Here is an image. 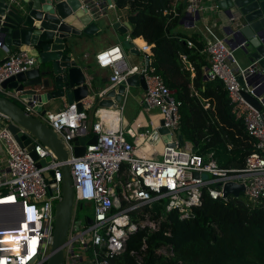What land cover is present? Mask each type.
<instances>
[{
	"label": "built area",
	"instance_id": "2783aa9c",
	"mask_svg": "<svg viewBox=\"0 0 264 264\" xmlns=\"http://www.w3.org/2000/svg\"><path fill=\"white\" fill-rule=\"evenodd\" d=\"M88 1L94 14L103 16L104 7L100 1ZM108 7H112L111 3ZM209 10H217V6L204 4L203 0H189L191 13ZM204 39L208 66L203 71V79L223 84L234 119L242 122L246 134L253 140L255 151L246 157L240 169H222L214 160L206 161L185 141L180 146L181 103L150 67L152 54L147 43L138 48L145 61L140 67H129L119 46L96 54V65L110 69L109 83L98 93V98L126 82L128 77L142 76L146 85L142 103L148 109H158L163 123L146 134L158 135L160 127L167 130L166 134L158 135L165 140L161 160L139 156L135 146L126 139V135L135 137L136 133L121 128L119 116L112 115L115 111H123L127 90L119 104L104 108L108 113L95 117L92 122L88 109L95 101L94 96L81 101V111L74 103L58 112L46 111L41 115L34 111V105L31 107L24 102L19 93L2 88L9 78L36 67L35 49L31 46L13 51L3 48L6 57L0 64V95L15 101L50 127L62 140L69 158L67 162H59L48 147L32 139L31 151L37 158L33 160L28 148L21 147L9 130L11 121L0 113V143L6 156V167L0 172V264L46 263L54 207L61 200V167L64 164L70 167L74 191L64 264H112L111 259L123 251L126 238L138 226L156 228L148 219L138 223L132 219V214H138L142 207L154 202L160 203L166 212L177 211L181 220L188 219L192 216V208L201 205L203 192L211 200L227 203L233 197L225 196L223 187L235 183L243 186V192L236 199L252 208L264 209V82H248L254 67L240 68L233 56L236 49L225 40L213 35ZM238 77L242 78V84ZM246 95L260 108H255ZM24 132L21 130V134ZM93 135L97 137L96 143L86 145L84 155L75 158L73 140ZM42 161L45 164L38 166ZM48 181L54 182L51 189ZM80 206L81 210L90 206L92 216L84 217L83 221L78 219ZM87 218L91 219L90 224Z\"/></svg>",
	"mask_w": 264,
	"mask_h": 264
},
{
	"label": "trees",
	"instance_id": "16d2710c",
	"mask_svg": "<svg viewBox=\"0 0 264 264\" xmlns=\"http://www.w3.org/2000/svg\"><path fill=\"white\" fill-rule=\"evenodd\" d=\"M114 5L126 12L130 38L151 47L150 67L181 103L183 140L222 169L242 168L255 151L253 140L234 119L223 84L203 79L205 41L175 31L185 10L182 0H114ZM132 219H148L156 228L138 226L112 264H264V209L239 199L223 203L203 192L188 219L156 202Z\"/></svg>",
	"mask_w": 264,
	"mask_h": 264
},
{
	"label": "water",
	"instance_id": "95a60500",
	"mask_svg": "<svg viewBox=\"0 0 264 264\" xmlns=\"http://www.w3.org/2000/svg\"><path fill=\"white\" fill-rule=\"evenodd\" d=\"M106 2L110 4L111 0ZM182 2L186 9L182 19L190 18L198 22L201 13L188 11L189 0ZM203 3L217 6V10L210 12L216 21L224 23L226 43L240 51L254 67L248 82H264V0H203ZM101 17L94 14L88 0H0V47L10 49L31 46L37 54L35 68L9 78L2 88L19 93L20 98L29 106L34 105V111L41 115L46 112L43 105L59 100H65L68 106L75 103L81 111V101L93 91L88 89V72L78 65L72 53L85 37L101 31ZM111 28L125 35L130 25L118 21ZM122 44L126 49L133 48L128 38ZM238 81L242 84L241 77H238ZM134 87L146 90L142 76L128 77L126 82L107 91L102 98H98L97 92L100 90L94 92L93 96L99 100L98 107L110 108L121 102L125 90L128 93ZM246 99L255 108H260L251 97L246 95ZM0 113L11 121L9 130L21 147L28 148L33 160L37 159L31 151L32 139H35L48 147L59 162L68 161L69 153L58 135L41 120L27 113L21 105L0 95ZM21 130L25 132L21 134ZM157 132L162 136L167 130L160 127ZM96 140L95 135L74 139L73 156L82 157L85 146L95 144ZM178 141L180 146L184 144L180 132ZM44 164L45 161H42L38 166ZM47 184L51 189L54 182L48 181ZM60 185L61 200L54 207L52 240L45 264H64V246L74 208L73 181L68 164L61 167ZM241 192L243 186L235 183H227L223 187L225 196L237 198ZM90 223L91 219L87 218V224Z\"/></svg>",
	"mask_w": 264,
	"mask_h": 264
},
{
	"label": "crops",
	"instance_id": "0c3cea01",
	"mask_svg": "<svg viewBox=\"0 0 264 264\" xmlns=\"http://www.w3.org/2000/svg\"><path fill=\"white\" fill-rule=\"evenodd\" d=\"M100 4L104 7L103 16L100 20L99 29L101 31L97 32L91 37H85L79 44L74 47L73 58L76 59L78 65L85 69L88 72L87 80L88 89L91 91L97 92L101 89H105L109 83L110 69L109 68H100L95 63V56L101 51H104L107 48L112 46H119L122 48L124 61L129 67H140L145 64L143 59V54L138 50L145 42L142 39H131L129 36L130 30L127 34L122 35L118 33L115 29L111 28L115 22H127L125 10H117L114 5V0H111L112 7H108L109 3L101 0ZM186 11V9L184 10ZM128 23V22H127ZM224 23H219L214 19L212 13L209 11L202 12L198 22L193 21L190 18L180 19L175 31L183 33L187 36L198 35L203 40L205 38H211V35L218 39L225 40L226 33L223 29ZM211 34V35H210ZM130 39V42L133 44L132 49H126L123 46V41ZM24 47V46H23ZM18 48L11 47L10 50H16ZM207 56V55H206ZM233 56L236 59L237 64L240 68L246 69L250 66L246 58L238 50L233 52ZM5 49L0 47V63L5 59ZM208 61V57L206 58ZM237 65V66H238ZM206 67L203 68V71ZM140 93H137V98L135 100V108L131 112L127 113L126 111V101L124 102L123 111H115L113 114L119 116V126L126 130H132L136 133L135 137H130L126 135V139L131 142L136 149V152L139 156L161 160L162 159V150L165 145V140L158 135L152 134L147 135L146 131L154 132L156 127L160 125V114L158 111L153 109H148L146 105L142 103V98L145 91L141 87H134ZM98 89V90H96ZM99 91V92H100ZM97 92V93H99ZM93 93L87 99H91ZM127 100V98H126ZM95 97L93 105L88 109V118L92 122L96 120L99 116L105 115L108 113V110L105 111L104 108L98 107ZM67 106L65 100H59L55 103H48L43 105V109L49 112H58L59 110L64 109ZM120 113V114H119ZM96 117V118H95ZM154 148V149H152ZM6 167V156L3 150V147L0 143V172Z\"/></svg>",
	"mask_w": 264,
	"mask_h": 264
},
{
	"label": "rangeland",
	"instance_id": "374dc122",
	"mask_svg": "<svg viewBox=\"0 0 264 264\" xmlns=\"http://www.w3.org/2000/svg\"><path fill=\"white\" fill-rule=\"evenodd\" d=\"M137 93H140V91H137L136 88H130L128 90V93H127V100H126V111L127 113L131 112L132 109L135 108V100L137 98ZM137 101V100H136ZM158 111V109H153V112L154 111ZM186 143H189V142H186ZM191 145V144H190ZM192 146V145H191ZM91 217L92 216V211H91V208L90 206H85L84 209L82 210H78L77 211V217L78 219H80L81 221L84 220V217ZM50 250V249H49Z\"/></svg>",
	"mask_w": 264,
	"mask_h": 264
}]
</instances>
